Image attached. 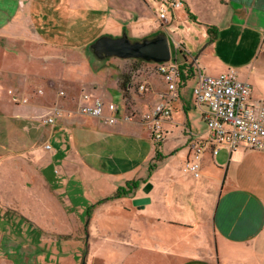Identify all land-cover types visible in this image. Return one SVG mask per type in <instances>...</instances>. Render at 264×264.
I'll list each match as a JSON object with an SVG mask.
<instances>
[{
	"label": "rangeland",
	"instance_id": "rangeland-1",
	"mask_svg": "<svg viewBox=\"0 0 264 264\" xmlns=\"http://www.w3.org/2000/svg\"><path fill=\"white\" fill-rule=\"evenodd\" d=\"M117 1L111 5L108 0H0V23L19 9L0 26V100L10 107L27 101L31 104L37 90L39 96L54 97L48 105L58 96L72 101L76 99L72 97L75 93L70 92L64 79L72 72L71 79L76 70L81 80L97 85L99 93L104 91L105 99L114 101L121 109L125 103L126 111L118 115L120 119L128 117L127 120L143 122L149 129L142 115L153 107L144 105L140 109L137 100L159 103L160 97L149 95L148 88L154 79H161L158 88L164 87L162 76L145 60L99 58L92 45L103 35L119 37L126 32L131 39L141 40L163 32L170 39L172 61L177 60L181 67L182 45L195 57L207 43L197 42L200 36L196 22L180 8L183 4L173 6L164 0ZM161 12L166 14L164 21L159 19ZM114 77L119 85L124 79L131 82L133 90L123 89L125 99L120 90L104 88V83L111 84ZM191 80L186 86L189 100L195 84ZM36 83L40 84L35 88ZM141 83L147 86L145 92L137 88ZM82 88L78 85L76 93L84 92ZM171 108L173 119L165 122L163 140L156 141L160 157L157 159L156 153V164L149 175L155 192L167 187L169 175H184L189 153L185 133L188 124L194 130L197 127L203 138L209 135L198 110L186 111L181 102L172 103ZM5 112L0 111V117H7ZM16 112L11 111L10 116ZM51 113L37 119L28 130L39 128L38 123H44ZM7 130H0V158L8 153L3 150L10 144L5 143ZM9 135L13 139L14 134L9 132ZM49 143L52 149H46L48 143H44L45 149L41 146L42 155H37L36 160L31 153L24 152L5 157L6 163H0V176L3 175L0 177V264H161V252L165 248L159 242L161 236L156 234L160 228L167 238L166 251L177 250L167 228L144 218L154 214L152 211L135 208L125 211L124 206L129 205V197L123 194L125 190L118 194L121 187L91 176L70 162L65 156V137L56 134L49 138ZM224 155L225 152L220 154L216 162L220 164ZM45 157L65 182L64 189H55V194L42 182L35 188V181L27 179L30 174L37 177V167L46 168ZM138 183L125 185L127 194L135 192Z\"/></svg>",
	"mask_w": 264,
	"mask_h": 264
},
{
	"label": "crops",
	"instance_id": "crops-1",
	"mask_svg": "<svg viewBox=\"0 0 264 264\" xmlns=\"http://www.w3.org/2000/svg\"><path fill=\"white\" fill-rule=\"evenodd\" d=\"M108 3L112 5L119 2L108 0ZM180 8L185 9L187 16L195 20L200 36L197 42L202 40L207 44L195 57L189 55L187 48L182 45L183 59L179 63H187L192 71L188 67L181 68L184 78L180 83L179 97L171 104L181 102L186 111L198 110L202 120L201 109L193 94L191 100L187 98V81L192 79L191 82L196 83L200 72L219 75L229 70H235L240 79L251 84L253 101H264V0H183ZM16 10L19 9L13 13ZM12 14L0 26L6 24ZM70 73L64 80L70 92L75 93L72 97L76 99L72 101L58 96L54 102L56 104L48 105L54 97L39 96L37 90L31 104V101H27L10 107L0 100V111H6L8 115L0 117V130L9 129L4 136L5 143H10L3 147L8 153L0 158V163H6L5 157L24 152L31 153L36 160L37 155H42L41 146L44 148V143L50 144L49 138L56 134L65 137V156L81 171L116 184L115 187L139 182L135 192L124 194L129 197L128 207L124 206L125 211H131V208L148 209L154 214L144 215V218L168 229L177 250L171 248V251H166L164 241L167 238L165 231L162 232L160 228L156 234L161 236L159 242L165 248L161 252V264H264V150L241 146L231 151L224 147L213 155L208 148L201 159L200 176L183 170L184 175L180 177H167L166 188L155 192L152 182L151 191L146 193L143 186L150 183L151 166L156 163L158 151L147 125L124 119L108 123L99 117L80 113V106L89 103V100L84 99L86 94L92 99L114 101L105 99L104 91L99 93L97 85L81 80L76 70L71 79ZM160 80L154 79L151 88H148L151 90L149 95L153 93L157 99H161V93L167 91L164 80V87L158 88ZM38 84H35V88ZM78 85L83 86L84 92L76 93ZM106 86L120 90L125 99L118 78L115 80L114 77L111 84L105 82L104 88ZM156 104L149 99L137 100L140 109L144 105L152 108ZM11 111L18 112L11 117ZM50 111V116L55 117L54 123L39 122V128L35 126L28 130L33 123H37V119ZM124 111L125 103L123 109L119 108L118 115ZM188 127L189 130H185L188 141L190 131L199 139L209 136L203 138L197 127L195 130L191 124ZM9 132L14 134L13 139ZM46 149H52V145ZM223 152L225 155L219 164L216 158ZM54 154H59L58 149ZM190 157L189 149L186 161ZM44 159L45 169L48 170L46 175L43 174L45 169L37 167V177L30 174L27 179L35 181V188L42 182L50 193L55 194V189H64L65 182L52 170V162L49 163L48 157ZM146 196L151 201L145 206L133 204L135 198Z\"/></svg>",
	"mask_w": 264,
	"mask_h": 264
},
{
	"label": "built area",
	"instance_id": "built-area-1",
	"mask_svg": "<svg viewBox=\"0 0 264 264\" xmlns=\"http://www.w3.org/2000/svg\"><path fill=\"white\" fill-rule=\"evenodd\" d=\"M173 6H181L182 0H164ZM163 11L166 9L162 7ZM167 12V11H166ZM160 20L166 19L161 12ZM155 72L159 73L167 85V91L161 93V101L142 120L147 122L151 136L155 141L163 140L166 128L165 122L172 120L171 102L179 97V87L183 70L178 62L172 59L168 62H151ZM140 92H145L147 86L143 83L137 86ZM133 90L130 84L128 91ZM252 86L239 78L235 70H229L219 75L200 72L194 84L192 94L196 104L201 109V117L208 131L207 139L194 137L190 131L188 146L191 157L187 159L184 171L200 176L201 159L204 152L210 148L213 155L224 147L231 151L241 146L264 150V101L251 99ZM89 103L80 106L79 112L84 115L99 117L108 123L119 121L120 106L103 99H92L84 95ZM109 111L110 113H108ZM125 117L124 120H127ZM55 117L44 119V123H54ZM51 145L47 144V148Z\"/></svg>",
	"mask_w": 264,
	"mask_h": 264
},
{
	"label": "water",
	"instance_id": "water-1",
	"mask_svg": "<svg viewBox=\"0 0 264 264\" xmlns=\"http://www.w3.org/2000/svg\"><path fill=\"white\" fill-rule=\"evenodd\" d=\"M92 48L97 57L102 59L108 57L137 58L158 63L168 62L172 59L170 39L163 32L141 40L131 39L126 32L119 37L103 35L95 41ZM152 187L151 183H147L143 189L149 193ZM150 201L151 198L146 196L135 198L133 203L138 207H143Z\"/></svg>",
	"mask_w": 264,
	"mask_h": 264
},
{
	"label": "trees",
	"instance_id": "trees-1",
	"mask_svg": "<svg viewBox=\"0 0 264 264\" xmlns=\"http://www.w3.org/2000/svg\"><path fill=\"white\" fill-rule=\"evenodd\" d=\"M140 60H142V59H140ZM186 67H188L189 69H190V71H192V68H190L189 67V65L187 64V63H185V64H182L181 65V68L182 69H184V68H186ZM182 78H184V76H182ZM126 81V79H124V81H121V87H122V89H124V90H126V92H128V87H129V85L131 84V82H128V83H126L125 82ZM159 157H160V152H158L157 151V159H159ZM156 164V163H155ZM155 164H153L152 166H151V169L155 166ZM133 182H129V183H127V185H131ZM125 190V193H123V194H126V193H128L127 191H126V188L125 187H121L120 188V191H119V193L118 194H122V193H120L121 191H124Z\"/></svg>",
	"mask_w": 264,
	"mask_h": 264
}]
</instances>
